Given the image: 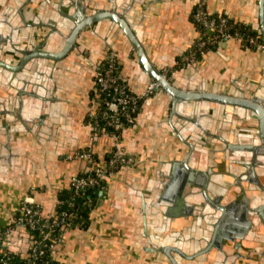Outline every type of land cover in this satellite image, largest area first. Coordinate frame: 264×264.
I'll list each match as a JSON object with an SVG mask.
<instances>
[{
  "label": "crops",
  "instance_id": "crops-1",
  "mask_svg": "<svg viewBox=\"0 0 264 264\" xmlns=\"http://www.w3.org/2000/svg\"><path fill=\"white\" fill-rule=\"evenodd\" d=\"M79 1L85 11L73 0H0V63L18 66L28 56L15 70L0 66V230L14 226L4 247L27 256L33 244L15 225L27 196L55 218L72 177L105 166L119 147L136 156V165L105 180L85 227L62 228L51 252L56 262L172 264L162 251L171 246L199 253L185 258L173 250L180 264H264V209L256 211L264 203L258 118L211 101L174 105L155 90L134 125L118 136H96L86 114L96 101L99 64L111 49L132 92L153 81L124 31L105 17L86 25L62 57L30 54L40 43L43 51H61L78 21L116 8L126 12L150 65L170 69L182 88L264 99V49L229 39L195 63L179 64L204 36L193 20L198 5L263 35L260 0ZM84 150L93 161L77 157ZM173 175L177 181L165 193Z\"/></svg>",
  "mask_w": 264,
  "mask_h": 264
},
{
  "label": "built area",
  "instance_id": "built-area-1",
  "mask_svg": "<svg viewBox=\"0 0 264 264\" xmlns=\"http://www.w3.org/2000/svg\"><path fill=\"white\" fill-rule=\"evenodd\" d=\"M193 20L198 24L204 36L200 38L191 48V50L182 57L179 64H193L198 59V56L207 49L215 48L224 40H238L248 46L258 49H264V36L260 33L250 34L245 27L237 26L227 16H215L208 12L203 5H198L193 12ZM172 71L165 70L161 72V76L166 79H171ZM98 95L94 103L86 114L89 124L97 134L100 133L101 125L110 128L121 125L122 120L127 125H134L137 114L139 112L141 102L150 97L159 81H151L141 93L132 92L128 85L124 82L117 61V54L114 49L108 52L105 62H101L98 67L96 77ZM102 95V98L100 97ZM99 111V112H98ZM105 134L118 136L119 132L103 131ZM77 157L93 161L91 151H79ZM137 163L135 155L123 152L119 147L114 148L107 160L105 166H92L88 172L77 174L72 177L70 189L73 191L72 200L68 202L69 208L75 206L76 201L82 199L86 204H92L93 198L87 192L91 187L101 184L102 179L113 177L121 168H131ZM104 187V185H103ZM102 187V188H103ZM64 200H58V204H63ZM52 217H47L43 214L42 207L34 201L30 196H27L21 204L20 213L15 225L26 226L29 231L34 229L52 230L56 224L63 225L64 228L73 226V218L69 210L57 214L54 218L56 223L52 222ZM79 225L78 227H81ZM14 226L0 230V241L4 240L6 235L13 230ZM58 238H54L50 242H34L27 254L31 257H46L49 251H53ZM41 264H53L48 259H44Z\"/></svg>",
  "mask_w": 264,
  "mask_h": 264
},
{
  "label": "water",
  "instance_id": "water-1",
  "mask_svg": "<svg viewBox=\"0 0 264 264\" xmlns=\"http://www.w3.org/2000/svg\"><path fill=\"white\" fill-rule=\"evenodd\" d=\"M73 4L78 5L79 10L85 11V7H81V1L79 0H73ZM73 17L76 15H72ZM108 17L114 20L119 27L124 31L126 36L128 37L131 45L135 48L137 55L140 58L141 63L148 69L150 72V75L152 76L153 80L159 81V85L156 87V91H163L168 95V97L173 101V104L176 105L179 101H211L223 104L225 106L234 105L239 106L247 109L250 111L251 115H254L256 118H258V126H259V133L263 139L264 144V99H260L258 97H247L246 95H231V94H223L218 93L214 91H197V89H190V88H182L177 83L172 81L171 79H166L161 76L162 70L154 69L149 61L148 58L145 55V52L143 50V47L136 35V32L132 28L130 22L127 20L126 12L118 10L116 8H112L111 10H101L96 11L93 15L88 17L87 22H80L78 21L75 25V27L70 31V34L66 38V42L63 46V49L59 52H51V51H43L44 45L40 43V45L37 47H34V52L30 51L32 56H45V57H62L65 54H67L71 48L73 47L74 43L76 42V37L78 34L82 31V29L86 25H92L95 22ZM260 29L262 34L264 35V0H260ZM47 40V39H46ZM45 40V41H46ZM28 56H25L24 59L19 63L17 66H10L6 63H0L1 65H4L5 67H8L12 70L17 69L20 65H22ZM176 175V174H175ZM173 175V177L170 179V181L166 184L165 187V193L169 192L172 186L176 183L177 179ZM262 207V206H261ZM259 207V212L261 213V210ZM226 210L223 209V214L221 219L219 220L218 226L216 228V235L215 238H217L216 242L220 241V237L222 234V231L220 229V226L223 227V225H220L223 220H225ZM264 218V217H263ZM23 230L25 233H23L27 238L30 237L29 230L26 226L18 225L17 230ZM14 234V232H11L8 234L7 237L3 240V245H8V242L10 240V237ZM214 238V240H215ZM213 244V243H212ZM10 251H17L18 248H9ZM173 250L179 252L184 256L185 258H194L198 256L199 253H196L194 255H186L180 252L178 249H174V247L166 246L162 247V251L165 253V255L168 257V259L171 261L172 264H180L179 261L174 257ZM207 250H202L200 253H204Z\"/></svg>",
  "mask_w": 264,
  "mask_h": 264
},
{
  "label": "trees",
  "instance_id": "trees-1",
  "mask_svg": "<svg viewBox=\"0 0 264 264\" xmlns=\"http://www.w3.org/2000/svg\"><path fill=\"white\" fill-rule=\"evenodd\" d=\"M232 21V20H231ZM233 22V21H232ZM237 26L245 27L246 31L250 34H258L259 31L252 28L251 26L248 25H239L235 23ZM105 62V59L102 61V63ZM98 90H97V95H98ZM102 98V95H100ZM98 97L96 96V99ZM142 104V102H141ZM140 104V106H141ZM99 112V111H98ZM88 120V119H87ZM89 123V120H88ZM131 125H127L125 121L122 120V123L120 126L117 128H110L105 125H101L100 133H104L103 131H111L113 132H120L122 129L126 127H130ZM88 172V171H87ZM86 173V172H84ZM103 185H105V179H102L101 184L91 187L87 190L88 194L92 196L93 198V203L92 204H86L83 202L82 199H79L76 201L75 206L72 208H69L68 202L72 200L73 196V191L70 189L69 193L67 195H62L59 199L64 200L63 204H57V214H61L65 210H69V212L72 215L73 218V226L72 227H78L79 225H82L85 227L88 222H89V217H90V212L95 204V197L98 196V192L102 189ZM53 223H56L57 220L54 218L52 219ZM63 225L56 224L55 227L52 230H42V229H34L32 231H29L30 233V239L31 241L34 242H50L52 241L55 237L59 238L60 233L62 232ZM44 259H48L51 261L53 264H59L56 262L52 256H51V251L48 252V255L44 258L42 257H31L28 258L27 256H22L19 253L10 251L3 245V239L0 241V264H41L44 262Z\"/></svg>",
  "mask_w": 264,
  "mask_h": 264
},
{
  "label": "flooded vegetation",
  "instance_id": "flooded-vegetation-1",
  "mask_svg": "<svg viewBox=\"0 0 264 264\" xmlns=\"http://www.w3.org/2000/svg\"><path fill=\"white\" fill-rule=\"evenodd\" d=\"M262 206V207H261ZM259 207L260 209L263 208L264 209V203L263 204H260L257 208H256V211L259 212ZM263 209L261 210V212L263 211ZM260 213V212H259ZM261 215L264 217V213H261ZM264 219V218H263Z\"/></svg>",
  "mask_w": 264,
  "mask_h": 264
}]
</instances>
